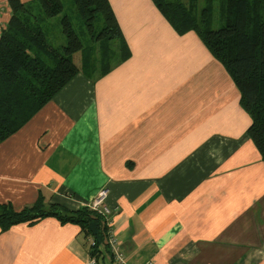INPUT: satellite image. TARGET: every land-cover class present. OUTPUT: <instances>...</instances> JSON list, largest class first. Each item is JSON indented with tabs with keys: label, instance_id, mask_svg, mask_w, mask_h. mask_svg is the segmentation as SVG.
Here are the masks:
<instances>
[{
	"label": "crops",
	"instance_id": "1",
	"mask_svg": "<svg viewBox=\"0 0 264 264\" xmlns=\"http://www.w3.org/2000/svg\"><path fill=\"white\" fill-rule=\"evenodd\" d=\"M108 1L130 55L0 143V204L75 211L104 188L127 264H264V162L235 83L150 0ZM10 12L0 0V31ZM89 242L53 216L18 223L0 230V264H89Z\"/></svg>",
	"mask_w": 264,
	"mask_h": 264
},
{
	"label": "trees",
	"instance_id": "2",
	"mask_svg": "<svg viewBox=\"0 0 264 264\" xmlns=\"http://www.w3.org/2000/svg\"><path fill=\"white\" fill-rule=\"evenodd\" d=\"M150 1L178 35L195 33L227 71L240 93L239 105L250 116L247 136L264 162V0H220L225 22L217 29L210 25L212 0L198 15L193 11L197 0H189V5L181 0ZM71 2L93 46L101 52L98 66L88 52L82 54L80 66L73 62L72 55L86 48L68 15L57 21L64 43L49 37L50 20L64 9L61 0H8L9 22L0 31V143L21 129L75 75L104 77L130 55L108 0ZM46 207L42 195L17 211L9 203L0 204V230L53 216L62 224L79 227L90 239L87 250L96 264L106 258L105 264H115L102 214L87 205L75 211L55 203Z\"/></svg>",
	"mask_w": 264,
	"mask_h": 264
},
{
	"label": "rangeland",
	"instance_id": "3",
	"mask_svg": "<svg viewBox=\"0 0 264 264\" xmlns=\"http://www.w3.org/2000/svg\"><path fill=\"white\" fill-rule=\"evenodd\" d=\"M181 1H183V3H185L186 5L190 4L189 0H181ZM61 2L63 4L64 9L59 15L55 16L54 18H52V20H50V22H49L50 27L48 30L49 31V37L51 39L55 40V42H58L59 44L64 43V38H63L62 34L60 33V24L58 26L57 21H60V17L62 15H66V16L68 15L69 18L72 20L74 29L80 35L81 40L83 41L84 48H86V51L84 53H81V51H80V52H77V53L72 55L73 62L80 66L81 65L80 63L82 60V54L84 55L85 53L88 52V53H90V61L95 62L96 66H98V64H97L98 59L97 58H99V54L101 52H97V46H93V41H91V38L88 35L87 29H85L84 24L82 23V20L77 16V14L74 10V7L72 6L71 0H61ZM211 3H212V8H211V12H210L211 13L210 14L211 15L210 16V18H211L210 25H211L212 29H217L218 27L224 25V22H225V18L223 16V14L220 12L222 1L212 0ZM207 4H209V2L207 0H197V6L193 11L198 15L200 13L201 9L205 8V6ZM112 61H114V59ZM85 71H87V69ZM81 74L83 76H85L83 73H81ZM77 75H79V74H77ZM77 75H75V77ZM101 263H102V261H100V264Z\"/></svg>",
	"mask_w": 264,
	"mask_h": 264
},
{
	"label": "built area",
	"instance_id": "4",
	"mask_svg": "<svg viewBox=\"0 0 264 264\" xmlns=\"http://www.w3.org/2000/svg\"><path fill=\"white\" fill-rule=\"evenodd\" d=\"M108 191L104 188L98 190L97 195L92 198L87 206L91 209L95 210L102 214L105 218V224L109 227V231L107 233V244L111 252L112 259L116 264H127L126 260L124 259V255L121 252L120 248H118V242L116 237L111 230V211L112 209L109 208L106 203L105 199L107 197ZM89 264H96L94 258H89ZM146 264H152V262H147Z\"/></svg>",
	"mask_w": 264,
	"mask_h": 264
}]
</instances>
